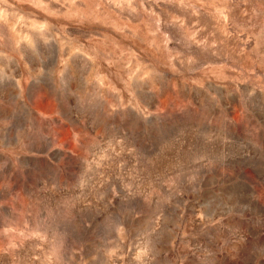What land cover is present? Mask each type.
<instances>
[{
	"label": "rangeland",
	"instance_id": "rangeland-1",
	"mask_svg": "<svg viewBox=\"0 0 264 264\" xmlns=\"http://www.w3.org/2000/svg\"><path fill=\"white\" fill-rule=\"evenodd\" d=\"M32 2L0 0V34L42 19ZM92 2L106 4L97 21L69 35L107 38L144 63L155 51L147 42L167 35L195 67H250L231 51L242 46L235 38L203 54L185 47L194 23L198 39L214 31L206 13L181 7L194 0ZM232 18L242 23L238 9ZM20 48L23 64L0 54V264H41L53 248L61 264H264V89L254 77L200 88L163 70L158 91L132 84L139 108L82 109L73 94L87 61L70 59L61 83L68 49L35 38Z\"/></svg>",
	"mask_w": 264,
	"mask_h": 264
},
{
	"label": "clouds",
	"instance_id": "clouds-1",
	"mask_svg": "<svg viewBox=\"0 0 264 264\" xmlns=\"http://www.w3.org/2000/svg\"><path fill=\"white\" fill-rule=\"evenodd\" d=\"M58 3L63 12L52 10L42 0H34L31 7L42 14V19H31L27 24L18 19L16 24L24 29V34L16 30V25L0 34V48L4 59H15L23 64V53L20 46L26 44L28 48L33 47L34 38L47 45L50 41L58 44L59 51L67 55H60L56 66L55 76L63 83L62 77L68 69L69 60L82 57L87 64L81 63L79 71L81 75L82 88L73 94V102L80 108L104 106L115 109L117 106L126 108L132 106L139 108L132 90L134 82H148L152 87L150 91H158L157 80H162L164 71L179 77L181 84H190L203 88L206 80L215 78L217 81H233L244 83L249 76L254 77L258 87L264 89V0H194V2L183 3L181 7L191 9V15L197 16L199 11L206 13L214 21V31L197 38L204 32L203 27L185 30V47L194 45L200 52L207 53L214 50L218 45H225L229 39L235 38L241 43L236 51L237 55H244L250 67L237 69L227 63L205 64L195 67L197 58L192 54H183L179 51L173 52L169 49L170 40L167 35L159 44L155 40L148 41V49L155 45V51L150 53L147 63L141 62L135 53L127 52L120 48L115 42H106L107 38L97 39L89 36L81 40L77 34L69 35L67 29H83L91 26L98 19L97 10L106 7V4L92 2V0H79L82 7H77V0H53ZM120 5L117 4L116 7ZM239 10L242 23L237 24L232 18L234 10ZM158 23V22H157ZM183 22L181 21V24ZM156 32H159L157 26ZM217 34L218 37L217 38ZM155 35V32L149 33ZM217 55L216 51H211ZM231 60V56L226 54ZM176 63H173V62ZM234 64L235 61H232ZM26 68L27 65L24 64ZM261 70V75L256 70ZM228 73H236L235 76ZM247 73V75H245ZM199 74L198 78H190ZM27 83V77L24 80ZM173 90L176 89V81H168ZM59 87V84L57 85ZM128 97L124 102L123 95ZM115 98V100L113 99ZM146 111V110H145ZM6 250V249H5ZM58 248H53L50 256H45L41 264H61L57 258ZM142 253H138L136 260L140 259ZM55 258V259H53Z\"/></svg>",
	"mask_w": 264,
	"mask_h": 264
}]
</instances>
